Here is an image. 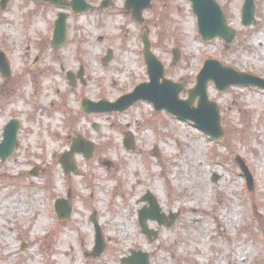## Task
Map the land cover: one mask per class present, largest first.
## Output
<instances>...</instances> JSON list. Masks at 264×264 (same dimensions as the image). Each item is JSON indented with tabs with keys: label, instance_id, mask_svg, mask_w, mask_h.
<instances>
[{
	"label": "rangeland",
	"instance_id": "374dc122",
	"mask_svg": "<svg viewBox=\"0 0 264 264\" xmlns=\"http://www.w3.org/2000/svg\"><path fill=\"white\" fill-rule=\"evenodd\" d=\"M87 1L96 8L78 14L63 9L67 40L56 48L61 8L41 0L0 5V49L11 69L8 76L0 72V142L5 125L20 122L18 145L0 158V264H122L132 250L148 252L150 264H264L263 88L221 90L208 83L209 98L220 106L219 142L146 100L124 111L80 110L82 98L115 101L149 80L143 34L165 76L185 85L182 99L207 59L264 78V0H254L251 25L243 24L245 0H217L236 29L231 42L202 39L190 0H151L143 22L124 11L125 0H110L106 8L103 0ZM81 69L82 78L71 82L69 72ZM78 134L94 142V156L76 152L77 169L65 174L58 156ZM238 157L252 174L253 189ZM147 191L168 220L176 215L169 226L148 220L156 236L139 224ZM68 192L74 211L62 221L54 202ZM92 215L107 241L99 257L91 253Z\"/></svg>",
	"mask_w": 264,
	"mask_h": 264
},
{
	"label": "water",
	"instance_id": "95a60500",
	"mask_svg": "<svg viewBox=\"0 0 264 264\" xmlns=\"http://www.w3.org/2000/svg\"><path fill=\"white\" fill-rule=\"evenodd\" d=\"M7 1L8 0H2L1 5H6ZM46 1L60 6L71 7L76 13L87 11L92 7L84 0H71L70 2L64 0ZM190 1L192 2L193 11L198 17L199 31L204 40L213 39L218 36L223 37L226 42H231L234 39L236 29L228 25L226 14L217 0ZM107 3L108 1L104 2L105 5H107ZM150 7L151 0H126L125 2V10L132 11L135 19L139 21H143V11ZM254 14V0H246L243 8V23L245 25L254 24L256 22ZM66 18L67 14L65 12H59L58 18L55 21L54 37L52 41V45L55 48L62 45L66 40ZM143 42L144 60L148 66V73L151 81L139 84L133 92L125 94L115 102H109L106 99L94 102L85 98L81 102L82 110L85 112L123 111L141 99L149 100L154 103L157 111L165 109L180 118L191 119L198 128L202 129L212 138L222 140L224 138V130L222 128L220 107L217 102L210 100L207 90L208 83L214 81L216 86L221 90H226L232 85L258 86L264 88V78L236 71L232 67L223 66L218 60L208 59L197 76V84L195 87L187 90L189 97L187 99H181L180 93L185 90V85L166 78L164 64L153 52L151 42L146 34L143 36ZM174 54V61H176L180 53L176 49L174 50ZM111 57L112 51L109 52V55L105 59L109 60ZM0 69L5 75H10V67L2 51H0ZM80 75H82V72ZM69 78L73 82L74 75L69 73ZM197 98L198 105L192 107ZM19 127L20 124L17 119H12L5 126L4 139L0 143V157L2 160H6L17 145ZM125 144L128 148L132 147L133 141L130 134H127ZM93 151V142L79 135L78 138L73 140L70 150L59 154L58 161L68 174L77 169L76 163L72 160L76 152L83 153L86 158H90L93 156ZM237 162L247 176L250 188H253V177L246 164L240 157L237 158ZM142 200L147 201L150 206H145L139 211L140 224L145 233L150 236H156L157 232L150 230L148 227V219L157 220L159 224L169 226L176 218V215L171 214V220H168L166 213L162 212V208L150 191L146 193ZM72 210L73 207L68 199H57L56 211L60 219L69 218ZM93 222L96 228V245L93 255L100 256L106 248V242L103 238L102 229L98 220L93 217ZM148 257L147 252L132 250L130 256L122 258V264H150Z\"/></svg>",
	"mask_w": 264,
	"mask_h": 264
}]
</instances>
